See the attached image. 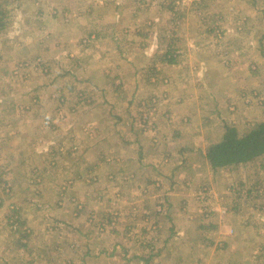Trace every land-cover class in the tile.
I'll list each match as a JSON object with an SVG mask.
<instances>
[{
	"label": "rangeland",
	"instance_id": "374dc122",
	"mask_svg": "<svg viewBox=\"0 0 264 264\" xmlns=\"http://www.w3.org/2000/svg\"><path fill=\"white\" fill-rule=\"evenodd\" d=\"M255 1L262 0H0L5 23L0 30V264H144L143 259L153 264L145 258L146 246L167 238L156 233L167 205L166 214L153 221L143 219L145 205L152 214L155 205L167 204L169 194L182 197L196 183L198 193L213 195L200 180L207 175L200 160L204 148L178 161L176 149L189 145L190 137L179 138L173 154L168 148L174 111L167 107L182 94L208 96L211 92L198 84L203 78L220 83L212 68L231 78L238 65L231 53L241 43L244 50L254 45L261 57L258 36L264 26L258 23L264 2ZM239 23L243 40L225 46ZM92 31L103 37L97 41ZM165 56L175 59L172 67L163 63ZM157 65L168 70L153 73ZM97 75L110 88L106 99L82 84L88 77L95 82ZM133 75L140 87L131 94ZM253 95L240 97L261 107L263 99ZM213 105L208 107L216 135L217 129L223 135L225 126L238 129ZM95 107L105 121H95L89 112ZM210 143L205 141V153ZM141 164L148 169L140 170ZM247 167L224 177L216 192L222 197L241 192L242 217L257 213L248 237L258 247L251 253L256 245L248 246L241 261L264 264V161ZM192 169L198 180L189 183ZM215 197L223 208V198ZM210 234L214 248H220L223 236ZM207 245L200 256L222 257L220 251H206L212 248Z\"/></svg>",
	"mask_w": 264,
	"mask_h": 264
},
{
	"label": "crops",
	"instance_id": "0c3cea01",
	"mask_svg": "<svg viewBox=\"0 0 264 264\" xmlns=\"http://www.w3.org/2000/svg\"><path fill=\"white\" fill-rule=\"evenodd\" d=\"M263 2L264 0H262L259 3L255 1L257 5L261 3L260 6L263 5ZM217 12L218 14H220L223 12V9L219 7ZM262 15L263 17L262 16L259 17V23L258 22L256 23H258V25L264 26V13ZM78 24L81 25V23ZM247 29L249 30V28ZM243 30H244V26L241 23H239L236 25L235 34L229 31L226 40L227 43L225 44V46H229L230 44L235 43L237 40H241V39L243 40ZM250 33H253V30H251ZM92 37L93 38L95 37V39L98 41L103 37V35L101 33H95L94 31H92ZM253 37L254 35L251 36L250 38L251 41H253ZM258 37H259L258 45L260 47L259 53L262 58L259 57L258 54H256L257 53L255 51L256 47L254 45L251 50H244L242 49V43L238 42V44L241 43L240 44L241 47H236L235 49H233L231 53L233 57L235 55L236 63H238V65L237 66L235 65V67L231 70V74H233V75L230 74L231 78L228 77L226 78V75H223V73L224 72L226 73V71H223L222 69L219 68L218 69L219 72H218L217 69L212 68L214 71L218 73L217 75H215V79H218L220 83L218 82V85L212 84L210 83V81H208L207 83L205 78H203L201 79V83L198 84V87L200 89H202V87L203 89L206 87L207 90L211 92L209 93L208 96L206 97L197 96L193 92L191 93L193 96L189 95L190 97L187 98L182 94L181 96L180 95L178 96L179 101L177 103L176 102L172 103L167 107L168 109L170 108L173 109L174 111V117L172 121L174 122L173 123L174 127L171 130L169 137L172 140V143L170 142L167 143L170 151L172 152L171 146L176 145V142H178L179 138H183L186 136L190 137L189 145L187 146L180 145V148L176 149L177 161L178 158L184 155L185 153L192 154L194 153V151L199 153L200 150L195 148H199L200 146H202L205 149L207 146V145L205 146L206 140L212 142L209 145H214L219 140H221L222 135H219L221 130L217 129L218 135H216L211 127V123L214 121V119L213 117H211L212 113L210 111V108L208 107L210 103L216 106L217 111L221 110L218 111L219 112L218 115L221 116V119L225 123L230 124V122L233 120L234 124L237 125L234 127H238L237 130H239L240 132H242L243 130L242 127L256 126L257 124L264 122L263 120L264 118V29L262 30L261 34H259ZM79 51L84 52L81 49ZM247 54H249V57L247 56ZM78 58H82V57L78 56ZM252 65L255 68L254 70L252 69L253 67ZM172 66L173 65L171 64L169 65V67ZM166 69L167 68H165L162 65H157V67H154V69L152 68V71L153 73L155 72L163 73L166 71ZM90 72L91 69L89 71H86V73H90ZM95 72L97 73L99 72V70ZM121 73L124 72H120L119 74ZM97 74L101 75V73H97ZM114 74L115 73H113V75ZM135 74H137V72ZM100 75H97L96 77H99ZM91 78L88 77L86 81L82 84H84L87 87L88 86L95 87L96 90L91 92L103 93L106 99V96L109 94V90H110L106 79L103 77L105 81L103 83H100L101 81L100 77L96 79L95 82L92 81ZM132 83H133V91L130 92L131 94L140 87V81L136 79L134 75H133ZM116 84L117 83H115L114 85ZM150 85L152 86L150 88H152L153 91L154 87L152 83H150ZM119 86H120L119 88H121V85ZM71 89L72 88H70V90ZM243 92L246 94L254 93L253 96H255L256 94L257 98L258 96H260L263 99L262 106L261 107L255 106L253 104V99L251 98H249V100L246 99L247 97H244V99H242L243 97L241 98L240 94ZM126 93L125 95H127ZM191 96L198 100L193 101V98L191 99ZM97 97L98 96L96 94L92 98H97ZM97 101H99V99H97ZM180 102L181 104H179ZM98 108L99 107H95L94 109L89 110L90 113L96 115L97 120H95V116L93 117L94 120L97 121V123L100 122L101 120L105 121V119H102L101 111H98ZM85 113H88V111H85ZM95 128L98 129L97 126ZM93 136L95 137V135ZM217 137L219 138L218 141L214 142ZM204 149H202V153H201L202 157H200V160L202 159L201 166L202 169L207 170V175L204 178L202 177L203 175H201L200 180H204L208 182L209 186H207V189L208 190L211 189V193L213 195H210L209 198L206 200V202L202 201V199L200 198V194L198 193L199 192L198 190L200 189L199 186L200 184H198L197 186L196 185L197 183L193 184V186L190 187L189 189H187L186 187L187 193L182 197H179L176 194L168 195V199H166L167 214L164 217V219H166V222H164V219L161 218L163 219V221L161 222L160 228H159V224L155 223L156 228H159V230L156 233L158 234L166 233L167 238L165 240L164 239L160 240V237H158V239L155 238L154 243L151 242L146 246L149 252L145 258L146 260L151 259V263L153 264H242L244 262L241 261V258H244V256L247 254V250L249 248L248 246H252V244L256 245L255 247H252L251 253H253L254 250L258 247V245L248 237V234L250 233V229H255L254 227L252 228V226L249 227V225H250V221H252V218L257 216V213H251L250 216H247L244 219L241 215L242 214L241 210L243 206L242 195H241L242 193L238 192V197L232 196L230 194H225L224 197H222V195L219 193L218 195L216 191H219L221 189L222 185L220 184H222L225 181L224 177L226 178L227 176L233 175V173H237L240 170V168H248L247 166H255L257 164H260L261 162L264 161V156L260 158L258 161L243 167L236 166L232 169L223 168L218 170H211L207 161L205 160ZM182 163L184 162L182 161L177 164L183 165ZM139 167L140 170L146 171V169H148L149 166L146 165V167H144L141 164V166L139 165ZM192 171L193 172L191 173L190 178L188 180L189 183L198 180V176L196 174L197 169H192ZM219 174L223 176V179L221 181L217 179ZM245 180L246 179L243 178L244 182L250 184L249 179L247 181ZM188 182H186V184H189ZM239 184L241 189L243 187L242 181ZM217 185L218 188L216 187ZM222 192L226 193L224 190ZM214 195L223 198L221 205L223 206L226 212L222 216L219 215V211L223 210V208L218 204V201ZM178 201L180 204H177ZM214 204H216V206ZM210 207L212 211L209 214H206L204 210ZM150 210H151L150 204L149 205L146 204L141 212L143 219L147 220L148 218H150L152 220L154 216L158 217L154 214V212L153 214H150ZM80 214L81 211L78 212V217L80 216ZM210 233L212 234L218 233L217 236H223L222 239L223 241L219 243L220 248H214V245L217 244L211 241L212 239H210L211 236ZM235 234L239 235L237 237L238 239L232 242L230 239H232ZM240 242L241 245L239 244ZM204 243L208 244L207 246L212 247V248L205 247L206 251L208 249L217 250L216 253L220 251L222 257L217 258L215 257L214 254L213 257L200 256V252L198 251L201 250L200 247H203ZM242 251L244 252V254ZM134 258H136V256L134 255L130 257V259H134ZM142 261H144L143 262L144 264L148 263L147 261H145V259H143Z\"/></svg>",
	"mask_w": 264,
	"mask_h": 264
},
{
	"label": "trees",
	"instance_id": "16d2710c",
	"mask_svg": "<svg viewBox=\"0 0 264 264\" xmlns=\"http://www.w3.org/2000/svg\"><path fill=\"white\" fill-rule=\"evenodd\" d=\"M3 14L0 12V30ZM174 58L163 57V62L174 64ZM264 156V123L257 124L246 133H240L236 128L225 126L219 143L206 149L205 160L212 170L246 166L258 161ZM163 206L166 204H157ZM153 214V213H152ZM156 214V213H154Z\"/></svg>",
	"mask_w": 264,
	"mask_h": 264
},
{
	"label": "built area",
	"instance_id": "2783aa9c",
	"mask_svg": "<svg viewBox=\"0 0 264 264\" xmlns=\"http://www.w3.org/2000/svg\"><path fill=\"white\" fill-rule=\"evenodd\" d=\"M206 192L204 191L203 193H200L201 198L206 197ZM160 204H163V202H161ZM164 205V204H163ZM156 211H154V213H156L155 215H160V216H164L166 214L165 208L163 206H156ZM220 212V216L225 214V210H221Z\"/></svg>",
	"mask_w": 264,
	"mask_h": 264
},
{
	"label": "clouds",
	"instance_id": "9594fccd",
	"mask_svg": "<svg viewBox=\"0 0 264 264\" xmlns=\"http://www.w3.org/2000/svg\"><path fill=\"white\" fill-rule=\"evenodd\" d=\"M200 194V193H199ZM200 198H201V196H200ZM209 198V196L206 194V197H204V198H201L202 199V201H205L206 202V200Z\"/></svg>",
	"mask_w": 264,
	"mask_h": 264
}]
</instances>
